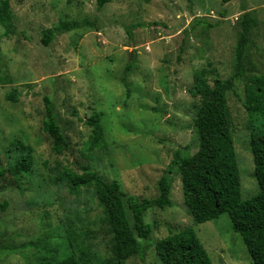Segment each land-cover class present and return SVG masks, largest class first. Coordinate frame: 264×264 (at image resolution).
I'll list each match as a JSON object with an SVG mask.
<instances>
[{
	"label": "rangeland",
	"instance_id": "374dc122",
	"mask_svg": "<svg viewBox=\"0 0 264 264\" xmlns=\"http://www.w3.org/2000/svg\"><path fill=\"white\" fill-rule=\"evenodd\" d=\"M8 1L11 25L0 26V169L14 163L9 147L15 142L32 148L33 167L17 181L6 171L0 176V264L57 262L71 252L84 254L90 264H113V234L94 187L72 189L55 181L57 175L66 168L80 173L89 164L107 181L116 180L125 195L155 196L175 151H197L193 77L211 82L230 75L244 13L256 21L245 79L264 74V0H111L101 9L95 0ZM81 19L87 22L80 28L55 34L47 46L41 42L45 29ZM45 97L68 143L60 153L43 130ZM227 98L246 199L258 185L248 150L244 81ZM93 113L106 147L88 155ZM255 126L264 127L263 116ZM181 185L174 170L171 206L146 215L152 233L141 241L144 257L131 256L124 264H161L155 242L188 227L212 264H252L226 213L194 224Z\"/></svg>",
	"mask_w": 264,
	"mask_h": 264
},
{
	"label": "trees",
	"instance_id": "16d2710c",
	"mask_svg": "<svg viewBox=\"0 0 264 264\" xmlns=\"http://www.w3.org/2000/svg\"><path fill=\"white\" fill-rule=\"evenodd\" d=\"M110 1L95 0L97 9ZM12 18L9 1H0V26L7 28L11 25ZM240 20L241 30L234 46L233 69L230 75L226 78H215L211 82L205 77H193L189 93L198 98L194 120L197 151L193 155L175 151L173 164L171 163L158 180L155 196L145 198L125 195L116 180L107 181L89 164L82 165L80 173L66 168L57 175L55 181L68 183L72 189L94 187L113 234V264H124L126 259L134 255L144 257L141 241L152 233V225L146 220V215L152 209L163 210L171 206L170 192L174 170L181 175L183 203L194 224L215 220L226 213L233 230L240 235L246 246L251 263L264 264V127L260 130L255 126L257 117H264V74L245 79L249 34L256 21L249 13H244ZM86 22L83 19L60 21L42 31L41 42L47 46L55 34L80 28ZM128 33L131 34L129 31ZM129 68L127 66L125 71ZM121 81L127 89L124 75ZM239 81H244L243 104L250 130L248 150L253 160V177L258 185L257 193L246 199L241 194L227 98L228 93L235 91ZM8 97L12 100L16 98L14 93ZM44 100L43 130L52 139L53 150L60 153L68 147V143L56 122L50 99L45 97ZM87 124L91 127V134L84 151L93 155L106 147L104 132L96 113L89 117ZM9 148L16 153L15 161L7 168L0 169V176L6 171L17 181L19 176L32 170V148L22 142L11 143ZM154 249L161 264H212L192 227L180 232H170L155 242ZM39 264H90V260L84 254L76 255L71 252L57 262Z\"/></svg>",
	"mask_w": 264,
	"mask_h": 264
}]
</instances>
